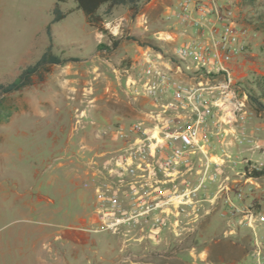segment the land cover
I'll list each match as a JSON object with an SVG mask.
<instances>
[{
    "label": "rangeland",
    "instance_id": "rangeland-1",
    "mask_svg": "<svg viewBox=\"0 0 264 264\" xmlns=\"http://www.w3.org/2000/svg\"><path fill=\"white\" fill-rule=\"evenodd\" d=\"M232 1L237 25L245 31L242 41L246 49L232 66L240 95L248 96V118L244 143L229 154L234 157L240 153L242 158L264 162V111L254 101L264 102V0ZM176 2L142 0L137 12L118 6L111 15H103L101 26H95L87 21L75 0H0V83L18 76L49 48L69 59L54 65L44 80L36 77L35 84L0 97V147L5 133H15L6 131L9 128H37L39 160L47 154L50 163L67 162L71 205L66 216L61 212L55 216L64 225L55 227L59 237L53 242V250L54 254H68L70 264H210L208 259H201L202 254H210L213 240L227 237L233 242L249 240L241 264H260L254 244L257 235L264 233V223L253 229L246 214L232 212L224 199L180 237L160 232L155 239L154 234L141 228L118 232L100 228L93 190L85 185L89 162L96 153L118 146L107 126L142 119L145 108L152 107L148 97L132 96L131 80L140 84L147 48L171 56L178 44L164 33L177 32L176 19L167 18ZM56 3L68 14L52 22ZM49 24L52 35L47 31ZM172 63L181 64L176 60ZM181 66L185 72L178 76L189 79L194 67ZM48 139L55 142L52 149ZM222 171L223 177L230 176L228 197L264 214V174L249 176L245 164H235L232 158H227ZM81 189L87 192L86 204H81ZM237 190L244 192L243 201L237 198ZM113 254L120 255L114 258Z\"/></svg>",
    "mask_w": 264,
    "mask_h": 264
},
{
    "label": "built area",
    "instance_id": "built-area-1",
    "mask_svg": "<svg viewBox=\"0 0 264 264\" xmlns=\"http://www.w3.org/2000/svg\"><path fill=\"white\" fill-rule=\"evenodd\" d=\"M232 0H180L169 14L182 27L207 29V35L189 36L174 46L171 56L147 48L143 76L130 93L148 97L142 119L116 122L107 132L118 146L96 153L89 162L85 185L95 196L100 228L118 232L135 228L180 237L224 199L232 212L246 214L255 229L264 214L254 206L228 197L230 176L223 177L227 158L248 171L263 170L264 162L229 154L245 141L247 95H240L232 62L243 53L244 30L235 20ZM194 67L189 79L179 73ZM131 85L129 84V87ZM239 152V151H237ZM237 198L245 199L242 190ZM254 247L264 264V233Z\"/></svg>",
    "mask_w": 264,
    "mask_h": 264
},
{
    "label": "crops",
    "instance_id": "crops-1",
    "mask_svg": "<svg viewBox=\"0 0 264 264\" xmlns=\"http://www.w3.org/2000/svg\"><path fill=\"white\" fill-rule=\"evenodd\" d=\"M179 1L170 11L178 12ZM176 28L177 32L164 33L180 43L189 36L207 35L208 31L179 24ZM6 131L15 133L12 136L5 133L0 147V264H70L68 254H54L53 250V242L59 237L55 227L64 225L55 216L58 212L61 216L68 214L71 205L69 166L64 161L50 163L47 154L39 160L37 128L20 126ZM12 137L17 139L14 141ZM48 140L52 149L55 142ZM79 192L84 197L81 204H86V190ZM207 257L209 254H202L201 259ZM245 259L244 256L231 264H241Z\"/></svg>",
    "mask_w": 264,
    "mask_h": 264
},
{
    "label": "trees",
    "instance_id": "trees-1",
    "mask_svg": "<svg viewBox=\"0 0 264 264\" xmlns=\"http://www.w3.org/2000/svg\"><path fill=\"white\" fill-rule=\"evenodd\" d=\"M77 8L82 10L87 18V21L95 26H101L103 24V15H111L113 9L117 6H128L137 12L140 8L142 0H75ZM105 7L103 13L101 9ZM68 12H64L59 3H56L54 8V18L52 22L62 20L67 16ZM48 34L52 35L51 24L47 28ZM114 46L118 45V40L113 41ZM105 46V45H104ZM107 47V46H106ZM69 59L62 58L61 56L52 52L49 48L34 64H29L22 71L10 80L9 82L0 83V97L3 94H9L17 91H21L24 88L35 84L36 77L40 80H44L46 76L52 71V67L57 64H65ZM1 99V98H0ZM258 104V108L264 111V102L259 99H254ZM264 170L254 169L248 172L249 176H262ZM250 246V242L247 238L241 241L233 242L229 237L221 240H213L211 243V252L208 260L212 263H225L231 264V262L238 261L244 256H247V251Z\"/></svg>",
    "mask_w": 264,
    "mask_h": 264
}]
</instances>
